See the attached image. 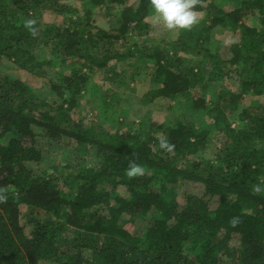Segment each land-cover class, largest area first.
Listing matches in <instances>:
<instances>
[{
    "label": "trees",
    "instance_id": "1",
    "mask_svg": "<svg viewBox=\"0 0 264 264\" xmlns=\"http://www.w3.org/2000/svg\"><path fill=\"white\" fill-rule=\"evenodd\" d=\"M65 1L0 0V62L50 80L41 95L0 74V264H222L214 255L221 246L236 264H264V103L244 108L238 129L227 113L246 95L264 98V0H232L229 11L196 0L199 23L173 40L154 31L150 0H109L121 8L109 29L92 14L107 0H69L82 11ZM45 12L65 21L41 23ZM246 18L257 19L262 33ZM215 27L244 34L224 55L210 48ZM75 59L90 71L149 62L150 101L180 97L188 111L160 138L89 126L74 118L88 76L74 72L58 84L49 76L56 62ZM203 82L221 90L211 109L190 92ZM66 142L98 164L78 157L63 175L43 168V155ZM132 162L142 175L126 174ZM161 181L175 201L162 196ZM21 206L33 226L28 234Z\"/></svg>",
    "mask_w": 264,
    "mask_h": 264
},
{
    "label": "rangeland",
    "instance_id": "2",
    "mask_svg": "<svg viewBox=\"0 0 264 264\" xmlns=\"http://www.w3.org/2000/svg\"><path fill=\"white\" fill-rule=\"evenodd\" d=\"M217 7L223 8L226 11L234 8L232 0H210ZM81 10L85 8L82 4L75 1H65ZM105 10L104 7H108ZM104 7L93 8V21L98 27L109 29L113 25L119 23V14L121 8L117 5H110L109 0L104 4ZM199 18L202 13H197ZM41 23L44 24H61L65 18L57 16L51 12H45L41 16ZM154 31L165 36L167 39L173 40L177 38L179 30L175 33L170 32L160 21L155 14L149 19ZM247 26L255 28L262 33L263 26L257 19L246 18L244 22ZM161 27V28H160ZM243 31L233 30L223 27H215L209 32L210 48L214 52L221 50V54H226L231 46L238 44L243 36ZM46 57L49 55L46 53ZM82 61L69 60L65 62H56L50 73L51 79L57 84L66 77L72 75L74 72H82L88 76V82L77 99V107L74 111V118L77 120H84L89 126L103 127L111 131H128L130 129H139L143 133L151 132L159 138L163 137V131L169 125L180 117L181 114L188 111L189 104L186 100L180 97L176 99L156 98L150 101L148 94L155 88L150 83V66L149 62L129 60L128 62H112L108 68L102 70H88L83 67ZM0 74L7 76L10 79H18L24 81L35 92L41 95L48 93L50 88L49 78L43 79L27 71H22L12 63L0 62ZM235 81H226L229 89L239 91V87ZM195 98H202L205 104L210 109L213 104L217 102L220 88L209 86L206 82L191 88L190 91ZM264 103L263 97H256L254 95H246L237 108L227 110L229 121L233 128H241L240 114L244 108L255 107ZM227 106V105H226ZM229 107V106H228ZM213 116L205 117L204 125L209 130L214 128ZM214 132V131H213ZM9 136L5 138L8 140ZM67 144V145H66ZM209 153L214 152V147L209 146ZM211 155L209 154L208 157ZM78 157H85L88 159V164H98L97 159L93 156L82 153L80 149H76L75 142H66L60 148H52L46 152L41 160L43 168L48 169L52 173H60L61 175L70 172L74 163H77ZM87 162V161H86ZM34 170L42 168L36 164H31ZM162 196L167 199H175L174 192L170 189L167 183L161 181L158 184ZM121 195H126L125 187L120 188ZM175 201V200H174ZM20 223L25 227V232L28 234L33 226L29 225L27 217L28 208L21 206ZM43 217V216H41ZM215 257L222 260V264H236L233 259L228 258L224 247H219L214 254ZM224 256V257H221Z\"/></svg>",
    "mask_w": 264,
    "mask_h": 264
},
{
    "label": "clouds",
    "instance_id": "3",
    "mask_svg": "<svg viewBox=\"0 0 264 264\" xmlns=\"http://www.w3.org/2000/svg\"><path fill=\"white\" fill-rule=\"evenodd\" d=\"M155 16L163 22L164 26L175 33L177 30H190L199 23V16L195 11L196 0H150ZM33 21H28L27 26L31 27ZM35 29H33V33ZM162 149L172 151L174 145L162 140ZM129 177L143 174V168L135 163H130L126 169ZM259 191V188L256 189Z\"/></svg>",
    "mask_w": 264,
    "mask_h": 264
}]
</instances>
